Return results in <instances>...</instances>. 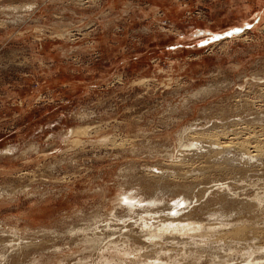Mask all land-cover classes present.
Segmentation results:
<instances>
[{
    "label": "rangeland",
    "instance_id": "374dc122",
    "mask_svg": "<svg viewBox=\"0 0 264 264\" xmlns=\"http://www.w3.org/2000/svg\"><path fill=\"white\" fill-rule=\"evenodd\" d=\"M254 148L264 0H0V264H264ZM124 192L158 211L187 194L205 235L155 245L121 214ZM236 224L252 231L218 239ZM92 233L103 253L81 243Z\"/></svg>",
    "mask_w": 264,
    "mask_h": 264
},
{
    "label": "bare ground",
    "instance_id": "6f19581e",
    "mask_svg": "<svg viewBox=\"0 0 264 264\" xmlns=\"http://www.w3.org/2000/svg\"><path fill=\"white\" fill-rule=\"evenodd\" d=\"M96 4V3H95ZM256 106V105H255ZM260 126V125H259ZM84 130V129H83ZM82 130V131H83ZM203 131V130H202ZM87 132V131H86ZM196 132V131H195ZM200 132H201V130H200ZM82 133V132H81ZM84 134V133H83ZM196 135V134H195ZM216 136V135H215ZM215 140V139H214ZM190 141V140H189ZM248 141V140H247ZM201 143H203V142H196V143H193V147H194V149H196L197 151L198 150H202V148H204V147H202L201 146ZM247 143H250L249 141L247 142ZM247 143H245L246 145H248ZM261 144V143H260ZM189 145V144H188ZM219 145V144H218ZM218 145H216L217 147H218ZM186 146V145H185ZM220 146V145H219ZM243 147H242V151L243 152H246L247 151V149H246V147H245V145H242ZM258 146V145H257ZM232 147V146H231ZM239 147H240V145H239ZM252 147V146H251ZM219 148V147H218ZM226 147H224V149H225ZM233 148V147H232ZM216 149V148H215ZM227 150L226 151H229V149H228V147L226 148ZM244 149H246V150H244ZM257 149V148H256ZM253 150V149H252ZM253 151H255V148H254V150ZM199 152V151H198ZM255 152H258V155H255V157H254V155H249L248 153H246V154H248L247 156H249V159H256V157H259V158H263L264 159V148H258L257 149V151H255ZM190 153V152H189ZM253 153V152H252ZM200 154V153H199ZM257 154V153H256ZM216 155V154H215ZM243 155V154H242ZM187 157V156H186ZM246 160V159H245ZM233 161H235V160H233ZM234 163V162H233ZM233 163H232V165H233ZM180 165V164H179ZM231 165V166H232ZM211 166V165H210ZM216 166V165H215ZM229 166V165H228ZM213 167V166H212ZM210 168V169H216L217 167H219V165L215 168V167H213V168ZM243 167V166H242ZM264 167V166H263ZM222 168V169H221ZM219 167V168H217V170L219 171V169H221V170H228V167H226V168H223V167ZM232 167H230L229 166V169H231ZM159 170V169H158ZM207 170V169H206ZM209 172V171H208ZM215 172V171H214ZM224 172V171H223ZM205 173V172H204ZM210 173V172H209ZM227 175V174H226ZM203 176H204V174H203ZM164 177V176H163ZM252 182V181H251ZM256 182V181H255ZM157 183V182H156ZM248 183V182H247ZM185 184V183H184ZM159 187V186H158ZM162 186L160 185V188H161ZM224 188V187H223ZM162 189V188H161ZM164 189V188H163ZM188 189V188H187ZM219 189V188H218ZM189 190V189H188ZM217 190V189H216ZM168 192V191H167ZM195 193V192H194ZM138 194H136V195H130L128 192L126 193V192H124V193H121L120 194V197H121V201H123L124 203H126V207H121L120 209H121V214H123L124 212L125 213H129L130 215H133L135 218H138L137 219V221H136V224H138V226L141 228V230H140V234L142 235L141 237H148V238H146V239H148V240H154V244L156 245V241L157 240H160L158 243H157V245L158 244H163L166 240H169L170 239V236H169V234H171V233H178V235H179V233H182V234H180V235H183V233H185V234H190V233H192V232H194V233H196V232H200V231H202V232H204V229H206V227L202 224V223H200V222H195V221H191V220H189V218H190V216H191V213L189 212L187 215L185 214V210H188L189 208H190V206L192 205V200H189V198H188V195L187 194H185V195H183V193L182 194H180L179 196H177L178 198H180V197H182V201L180 202V203H178L177 204V202L174 204V205H172V206H163L162 208H161V210L160 211H158V208H159V206H160V200H158V198H154V199H152V197H151V199H149L150 197H146L145 196V198L143 199V198H140V199H138V196H137ZM190 195V194H189ZM149 196V195H148ZM153 196V195H152ZM119 197V198H120ZM202 197H203V195H202ZM202 197H200V198H198V200H197V202L198 203H201V199H202ZM224 197V196H223ZM222 196H221V198H220V200H224L225 201V197L223 198ZM263 199V198H262ZM262 199H261V201H262ZM256 200H258V199H256ZM133 201H135V202H133ZM188 201V202H187ZM221 201V202H222ZM223 201V202H224ZM143 204H146L147 206H143ZM180 204H184V205H186V207L185 208H182V206H180ZM202 204V203H201ZM200 204V205H201ZM221 205H222V203H221ZM225 205H227V203L225 202ZM224 205V206H225ZM253 206V205H252ZM232 207V206H231ZM182 208V209H181ZM193 209V208H192ZM194 209H195V206H194ZM189 211V210H188ZM244 211V210H243ZM192 212V211H191ZM146 213V215L147 214H149L150 216H148V217H145V216H143V214H145ZM124 215V214H123ZM126 215V214H125ZM128 215V214H127ZM129 215V216H130ZM112 216V215H111ZM184 219H186V220H184ZM191 219V218H190ZM135 220V219H134ZM193 220V219H192ZM126 221V220H125ZM128 221L129 220H127L126 222L128 223ZM235 221V220H234ZM237 221V220H236ZM245 221V220H244ZM255 221H256V219H255ZM121 222V221H120ZM125 222V223H126ZM131 222V221H130ZM129 222V223H130ZM228 222V221H227ZM233 222V221H232ZM134 223V222H133ZM229 223V222H228ZM131 224V223H130ZM242 224V223H241ZM249 224V223H248ZM125 225V224H124ZM227 225V224H226ZM231 225V224H230ZM237 225V224H236ZM235 225V227H231L230 229H228L227 230V232L225 233V234H223V236L221 235V236H219L220 238H218L219 240H221V241H224V240H235V241H237V240H239V238H243V240H244V237H247L246 236V234L248 233V231H252L251 230V228H250V230H249V228L247 227V226H244V225H237L236 226ZM247 225V224H246ZM128 226V225H127ZM135 226V225H134ZM213 226V225H212ZM211 226V227H212ZM217 226V225H216ZM223 227H224V225H222ZM132 227V226H131ZM253 227H254V225H253ZM122 228V227H121ZM209 228V227H208ZM255 229V228H254ZM254 229H253V231H254ZM226 230V229H225ZM260 230V229H259ZM258 230V231H259ZM261 231V230H260ZM101 233V232H100ZM165 233H168V235H164ZM194 233H193V235H194ZM206 233H208V232H206ZM221 233H223V231L221 232ZM184 234V235H185ZM199 234V233H198ZM202 234H204L205 235V232L204 233H202ZM216 234V233H215ZM257 234V233H256ZM209 235V234H208ZM211 235V234H210ZM84 236V235H83ZM86 236V235H85ZM102 236H104V235H102ZM121 236V235H120ZM167 236H169V237H167ZM173 236H175V234H173ZM190 236V235H189ZM191 236H192V234H191ZM196 236V235H195ZM200 236V235H199ZM202 236V235H201ZM207 236V235H206ZM216 236V235H215ZM258 236V235H257ZM126 239H133L134 240V238H132V237H130V235H125L124 236ZM178 237V236H177ZM183 237V236H182ZM185 237V236H184ZM187 237H188V235H187ZM216 239V238H215ZM113 240V239H112ZM121 240V239H120ZM119 240V241H120ZM128 240H126L127 241V243H128ZM142 240V239H141ZM251 240V239H250ZM82 241H84V242H81V243H85V245H86V248H88V250L89 249H92L91 251H97L98 253H103L104 251H103V248H105V242H104V239L103 238H101L100 237V235H98V234H96V233H92V235H89V236H87L84 240H82ZM124 241V240H123ZM122 241V242H123ZM218 241V240H217ZM141 242V241H140ZM206 242V241H205ZM212 242V241H211ZM240 242V241H239ZM113 243V244H112ZM110 242V245L112 244V245H114V244H119L120 245V243L118 242V243H116V242ZM123 243H125V242H123ZM207 243V242H206ZM108 244V243H107ZM264 244V243H263ZM153 245V244H152ZM250 245V244H249ZM248 245V246H249ZM118 246V245H117ZM128 246H130V245H128ZM262 246H264V245H262ZM114 247V246H113ZM259 247H261V246H259ZM110 248V247H109ZM122 245H120V246H118L116 249H114V250H116V252H120V251H122V250H124V248H122ZM106 249H108V246L106 247ZM129 249H130V247H129ZM260 250V249H259ZM125 251V250H124ZM128 251V250H127ZM249 252V251H248ZM108 253V252H107ZM123 253H125V252H123ZM132 253V251L130 252V254ZM137 253H139V252H137ZM145 253V252H144ZM257 253H259V252H257ZM115 254V253H114ZM126 255H127V252L125 253ZM129 254V255H130ZM140 254V253H139ZM143 254V253H142ZM155 254V253H154ZM158 254V253H157ZM144 255V254H143ZM256 256V254H255V252H253L252 254L250 253V254H248L246 257V259L243 261V263H248V264H250V262H252L253 261V256ZM260 255V254H259ZM258 255V256H259ZM101 256H102V254H101ZM108 256H110L109 254H108ZM119 256V255H118ZM137 256V255H136ZM151 256V255H150ZM158 256V255H157ZM254 256V257H255ZM128 257V256H127ZM133 257V256H132ZM131 257V258H132ZM135 257V256H134ZM153 257V256H152ZM216 257V256H215ZM214 257V259H212L211 261H210V263L211 264H229V260H228V258L227 257H225V258H227V259H224V260H222L223 258H221V260L220 259H217V257L215 258ZM106 257L105 256H103V260L105 259ZM126 258V257H125ZM124 258V259H125ZM130 258V259H131ZM148 258H150L149 256H148ZM122 259H123V257H122ZM132 259H134V258H132ZM151 259V258H150ZM258 259H264V254H261L259 257H256V261L258 260ZM107 260V259H106ZM126 260V259H125ZM138 260V259H137ZM143 260V259H142ZM159 260H160V258H159ZM120 261V260H119ZM132 261V260H131ZM135 261V260H134ZM134 261H133V263H134ZM114 262V261H113ZM120 262H122V261H120ZM123 262H124V260H123ZM128 262H130L129 260L126 262V263H128ZM135 262H138V261H135ZM142 262V261H141ZM164 262V261H163ZM108 263V262H107ZM153 263V262H152ZM155 263H157V262H155ZM201 263V262H200ZM123 264H125V262L123 263ZM151 264V263H150ZM158 264H163L162 262H159ZM179 264V263H178ZM254 264H257V263H254Z\"/></svg>",
    "mask_w": 264,
    "mask_h": 264
},
{
    "label": "water",
    "instance_id": "95a60500",
    "mask_svg": "<svg viewBox=\"0 0 264 264\" xmlns=\"http://www.w3.org/2000/svg\"><path fill=\"white\" fill-rule=\"evenodd\" d=\"M239 33H240V30H233V31H230V32H228V33H226L224 35L216 36L213 39H211L209 42L220 40V39H223L225 37L233 36V35H236V34H239ZM204 44H207V43H204Z\"/></svg>",
    "mask_w": 264,
    "mask_h": 264
}]
</instances>
